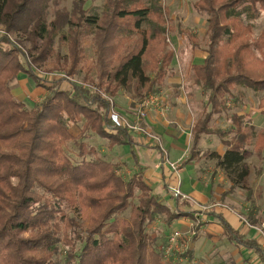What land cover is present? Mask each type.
Here are the masks:
<instances>
[{
  "label": "trees",
  "instance_id": "16d2710c",
  "mask_svg": "<svg viewBox=\"0 0 264 264\" xmlns=\"http://www.w3.org/2000/svg\"><path fill=\"white\" fill-rule=\"evenodd\" d=\"M138 2L107 0V19L97 31L100 83L93 84L89 71L85 82H69L65 90L67 80H43L33 66L54 57L55 31L73 25L70 14L58 10L48 24L51 4L57 6L58 0H0V26L7 34L26 35L35 53L29 62L7 36L0 38V147L6 149H0V264H56L62 242L67 246L65 264H162V252L147 229L169 210L141 173L124 181L119 175L122 166L102 158L85 141L96 134L111 148L134 144L127 129L112 117L111 103L102 93L115 98L121 89L134 90L141 101L171 71L175 54L168 50L166 12L145 6L131 9ZM196 10L208 17V56L192 71L194 85L208 96V103L193 129L192 158L200 157L196 152L203 136L221 135L210 126L214 117L228 116L230 102L241 103L236 86L252 89L264 105V28L254 34L264 0H199ZM82 13L89 27L99 24ZM149 15L150 26L143 28ZM181 34L197 48L196 36L188 30ZM79 35L74 32L68 38L72 65L67 74L72 77L82 61ZM20 73L48 92L32 109L13 95L12 84ZM229 118L235 133L231 140H223L226 152L219 164L232 174L244 163L249 147L263 155L264 132L246 124L238 113ZM66 123L83 124L79 135L74 136ZM68 142L77 146L80 161L74 163L67 155ZM247 174L243 170L238 179ZM137 196L139 206H134L129 200ZM80 199L85 204L82 210ZM78 211L88 222L81 249L76 245L81 241L78 233L74 238L69 234L80 228L69 215ZM181 215L177 209L168 221Z\"/></svg>",
  "mask_w": 264,
  "mask_h": 264
},
{
  "label": "crops",
  "instance_id": "0c3cea01",
  "mask_svg": "<svg viewBox=\"0 0 264 264\" xmlns=\"http://www.w3.org/2000/svg\"><path fill=\"white\" fill-rule=\"evenodd\" d=\"M166 17L167 12L165 14V18ZM150 18L151 15H149L148 21L144 22L143 28H148L150 26ZM179 22L170 28V32L187 37L181 34V31L190 30L183 27ZM144 25H147V27H144ZM190 33L193 35L191 31ZM191 44L193 58L191 59L190 65L204 64L208 56L206 49H201L199 46L196 48L193 42ZM168 50L170 49L168 48ZM175 58L168 76L161 85H156L153 89L154 93L157 94V92L161 91V93L167 95V98L173 99L174 109H169L166 115L162 116L154 109L151 110L147 118L143 120L138 116V109H123L125 107L120 105V97L127 94V91H133V93H135L134 90L121 89L118 95L113 99H116L119 107L118 111L120 113L127 115L133 122H140L148 131L162 138L163 152L168 154L171 163L179 161L189 145V154L183 163V167L179 169V171H174L170 164H168L167 161L165 162L164 153L152 140H148L132 132H128L134 141V144L131 146L124 145L111 148L108 144L109 151H112L113 154L118 156L122 153L124 154L120 155L121 159L107 161L120 164L122 168L125 163L126 166H131L135 172L133 176L141 173L146 184L152 189L153 194L156 195L171 213L178 209L182 214L181 217L171 222L168 221V224L175 228L174 231L179 230L187 233L188 231L195 230L197 232L196 236L190 240L189 238L179 240L172 257L173 264H264V246H262L261 240L257 237L255 231L250 229L242 221L240 217H244L243 215L239 212H235L230 207H222L213 209L210 213H206L207 216L205 215L204 217V215H202L203 213L201 214L193 204L189 201H182L174 197L170 191L171 187L179 185L184 195L189 196L202 205L216 202L213 200H222L226 203L228 200L233 201L234 197L231 196V194H233L234 191L237 192L235 189L237 186L227 178V174L218 166L219 163L213 168L207 162V164L204 163L205 159L211 158L208 156V153L202 152L199 158L197 156V158H192L191 156L194 147L193 129L200 118L197 120L194 118L196 109H186L183 105L188 104L187 94L186 90H184V85L181 86L180 78L175 71V64H177ZM150 78L156 80L154 74H152ZM31 80L33 83H30ZM12 86L13 95L19 101L25 103L27 108L29 106L28 104L32 106L33 104L39 103L48 94L44 88L37 86L36 82L26 73H20L18 79ZM236 88L237 86L235 89ZM238 90L241 91L242 103L245 99V95L254 92L252 89H242V87H239ZM146 92L147 87L143 90V94ZM162 98L166 101L164 97ZM131 100L133 102L140 101V99L136 100L133 98H131L130 101ZM232 103L233 102L229 103L230 107H233ZM256 110L257 109L253 112H248L250 113V117L248 116V118L253 119V122L250 123L246 121V124L255 127L258 132H264V124L261 125V123L264 122V109H260L259 111ZM239 116L245 118V115L240 114ZM187 128L190 129L189 133L192 138L190 143L188 138L189 134L185 131ZM258 128L260 130H258ZM96 137L99 138L98 135L92 134L89 136L88 140ZM205 137L206 136H203L201 140H204ZM201 140L198 142L197 151H199L198 148ZM220 156L222 158L224 155ZM260 174L261 170L252 174L253 176L251 178L253 179L249 183L251 187H249L250 189L248 191L251 199L248 197V199H250V201H248L249 207L244 217L254 225L264 223V200L258 202V199H256L258 192V197L261 195L259 188L262 189L264 187V172ZM255 177L258 178L254 181ZM251 217L255 223L252 222ZM223 222L230 227L229 230L226 229ZM156 223L157 221H154V224ZM162 247L163 245L161 244L158 248L161 250Z\"/></svg>",
  "mask_w": 264,
  "mask_h": 264
},
{
  "label": "rangeland",
  "instance_id": "374dc122",
  "mask_svg": "<svg viewBox=\"0 0 264 264\" xmlns=\"http://www.w3.org/2000/svg\"><path fill=\"white\" fill-rule=\"evenodd\" d=\"M59 3L57 6H53L51 4L49 14L47 17V22L50 24L52 21L55 20L56 12L59 10L60 12H66L70 14L71 21L73 25H68L67 27H64L62 29H57L55 31L54 36V54L49 61L46 63H43L41 65H35L33 66L34 69H37V71L43 72V73H58L61 76H64L70 80H74L78 83H83L84 77L87 72L91 71L90 78L93 82V84L97 85L100 83L99 81V67L97 64V56H98V47H97V31L99 27L103 24H105L107 16L106 13H108V7H107V0H58ZM199 0H140L138 2V5H133L131 9H145V7L150 8L152 10L154 9H161L162 11L167 12V17L165 19V27L171 28L172 26H175L179 21V23L182 24L183 27H186L189 29L193 35L197 37L198 46L201 47V49H206V42H207V25H208V17L205 14H201L196 10V6ZM145 6V7H143ZM114 8V7H112ZM82 11H84L85 17H94L95 19L99 20V24L96 26L89 27L87 24H85V20L81 19V15L83 14ZM112 11V9H111ZM156 21L157 19L154 18ZM144 27H147V25H144ZM264 28V12L261 13V16L259 19L255 22V29L254 34L257 36L261 30ZM89 29V30H88ZM88 30V31H87ZM76 33H80L79 35V41H80V52H82V61L77 69V75L74 77L69 76L67 73L71 69L72 65V56L69 48L70 42H68V38ZM7 36L11 42L16 46L25 56L26 59L29 58V61H31L32 56H35L34 51L32 50V44L28 40V37L26 35H21L17 33H10L7 34L5 31V27L0 26V38ZM62 37H65L62 39ZM167 39L169 41V49L172 50L175 53V60L177 64H175V71L177 73V76L180 78L181 86L184 85L187 94V105L183 104L186 109H196V113L194 115V118L197 120L203 116V110L207 107L208 103V96L203 95V91L194 85V76L193 71L191 69V59L192 57V42L188 40L187 37L181 36L178 33H167ZM81 56V55H80ZM36 67V68H35ZM178 68V69H177ZM65 78V79H66ZM70 81H65L63 83V88L65 90L68 89L70 86ZM30 83H33L32 80ZM13 85V84H12ZM166 87V86H165ZM13 88V86H12ZM172 88V87H171ZM239 87L234 89L235 94H240L241 91L238 90ZM242 89H244L242 87ZM162 90V89H161ZM168 91V89L166 88ZM172 90V89H171ZM239 91V92H237ZM164 92V91H163ZM154 93V92H153ZM161 97H164L166 99V103L171 106L170 109H174V101L171 98H167L166 94H163L160 92H157ZM133 95V97H132ZM148 95V94H147ZM146 95V96H147ZM189 95V96H188ZM139 97L136 93H133V91L129 92L127 91V94H124L120 97L119 103L122 105L123 109H138V106L140 102H133L130 101L131 98L133 99H139ZM245 99L243 100V103L236 104L235 102L232 103L233 107L231 112H229L228 116H215L214 119L211 121L210 126L212 129L216 132H222L221 135L219 134H211V135H205L206 137L204 140H201L199 144V151L212 154L213 156H210L211 158L205 159L204 163L209 164L212 168L216 167L217 163H220L221 156L225 155V147L223 146V140H231L234 137L235 128L230 120V116L233 113H239V115H245V122H253V119L248 118L250 117V113L253 112L255 109L256 111H259L260 109H264V105L260 104L261 96L256 94L255 92H250V94H247L244 96ZM115 103V112L124 119H128L129 121L133 122L127 115H124L118 111L119 107L117 104L116 99L113 100ZM131 103V104H130ZM28 109H32L33 105L31 106L28 104ZM261 123V125H263ZM83 124L79 125H73L71 123H66L67 129L74 135L78 136ZM190 127V125H189ZM258 130H260L258 128ZM185 131L189 134V143L190 140L192 141V138L190 136V129L187 128ZM152 133V132H151ZM153 134V133H152ZM157 136V138L160 140V143L154 142L159 149L163 152V140L160 136L154 134ZM222 136V137H221ZM96 139V140H95ZM102 138H94V139H85L87 143L90 145H93L97 148L99 155L109 161H116L118 159H121L120 154L119 156L116 154H113L112 151H109L108 144L109 142L107 140H101ZM189 145L187 146L183 156L180 158L179 161H175V163L179 166V169L183 167V163L185 159L187 158L189 154L188 150ZM191 147V144H190ZM2 150H6L3 147H0ZM67 155L73 160L74 163L80 161V158L78 157L79 150L77 146L73 142H68L65 147ZM197 151L196 153H199ZM164 153V152H163ZM215 155V156H214ZM207 156V155H206ZM125 158V155H124ZM165 162L167 161L168 164L171 163L169 161L168 154L164 153ZM220 158V159H219ZM207 162V163H206ZM124 165V164H122ZM218 166H220L218 164ZM220 168L227 174V178L234 184L237 183V187L235 188L237 190L234 191L231 196L234 197L233 201L228 200L227 203L224 201H217L214 203H222L225 207L232 208L235 212H239L241 215L245 217V214L248 212V201H250L251 196L248 193L249 187H251L250 181L253 179L251 178L253 173L259 172L261 170V174L264 172V154L262 156H257L254 152V147L251 146L248 148L247 153L245 154V161L244 163L237 169V172H226L223 167L220 166ZM247 170L248 174L240 181L238 178L243 170ZM260 169V170H259ZM120 176L123 178L124 181H129L131 177L135 174L133 168L131 166H123L121 171L119 172ZM260 174V175H261ZM259 175V176H260ZM258 177L254 178V181ZM236 180L240 181L239 184L236 182ZM261 195L257 197L258 202H262L264 200V187L261 189L259 188ZM136 195H140V192L137 191ZM248 197L250 199H248ZM140 197H135L133 199H130V203L134 206H139ZM79 210L84 209V202L82 199L79 200ZM233 202V203H232ZM211 204H207L206 206H210ZM202 205V204H200ZM196 207L195 205H193ZM197 208V207H196ZM132 207L129 208V210L124 214L125 217H130ZM198 209V208H197ZM206 213H210V211H207ZM205 214L204 215L205 217ZM69 215L77 222V224L80 226V228H75L74 232H70L69 234L71 238H74L76 236V233L81 238V241H79L76 245L78 249H81L84 245V237L86 236L85 230L88 227V222L83 217V215L78 211V213H70ZM171 213L166 212L160 216L157 217L155 221H157L156 224L152 222L148 229L147 233L151 240H155L158 243V247L162 244L163 247H167L168 239L174 235L175 233L178 234H186V237L190 236L187 235L196 232L195 230L186 231L187 233H184V231H174L175 228H173L172 225L168 224V218L170 217ZM207 216V215H206ZM197 234V232H196ZM64 234L61 235V238L63 239ZM83 241V242H82ZM58 247L60 249L59 254H57L54 257V261L56 264H65V258H66V251L67 246L62 242L58 244ZM162 247V248H163ZM161 248V252H162ZM162 254V264H164L163 261V253Z\"/></svg>",
  "mask_w": 264,
  "mask_h": 264
},
{
  "label": "built area",
  "instance_id": "2783aa9c",
  "mask_svg": "<svg viewBox=\"0 0 264 264\" xmlns=\"http://www.w3.org/2000/svg\"><path fill=\"white\" fill-rule=\"evenodd\" d=\"M29 61V58H28ZM30 62V61H29ZM36 72L38 73V76L43 79V80H47V81H52L55 79H65L66 77L59 75L58 73H43V72H38L36 69ZM69 78V77H68ZM66 78L65 80L70 81V82H75L74 80H70ZM103 97H105L106 99H108L111 103V114L112 117L118 122H120L126 129L128 132H132V133H136L148 140H152L154 142L160 143V140L157 138V136H155L154 134H152L150 131H148L140 122H131L128 119H124L123 117H121V115L117 114L115 112V103H114V99L112 97H109L107 95H105L104 93H102ZM170 106L165 102V100L156 93H150L148 94L139 104L138 106V116L141 119H146L148 116V113L151 110H157L158 113L162 116L166 115L169 111ZM171 168L174 171H179V166L176 163H169ZM170 191L172 193V195L182 201H189L191 204L195 205L198 210L201 213H206L207 211H212L213 209L216 208H222L225 207L222 203H214L211 204L210 206H206V205H200L199 203H197L196 201H194L192 198H190L187 195H184L181 190H180V186H175V187H171ZM242 219V221L252 230L255 231V233L257 234V237L261 240V244L262 246H264V223L260 224V225H254L252 223H250L246 218L244 217H240ZM187 235H190L188 237H186V234H178L175 233L174 235H172L167 242V247H163L162 248V253H163V261L164 264H173V255L174 252L177 248V244L179 242V240L181 239H192L193 237L196 236V232H193L191 234H189V232L187 233Z\"/></svg>",
  "mask_w": 264,
  "mask_h": 264
}]
</instances>
